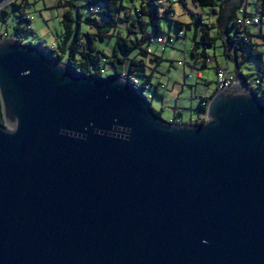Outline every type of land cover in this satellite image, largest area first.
<instances>
[{"label": "water", "instance_id": "water-1", "mask_svg": "<svg viewBox=\"0 0 264 264\" xmlns=\"http://www.w3.org/2000/svg\"><path fill=\"white\" fill-rule=\"evenodd\" d=\"M0 102V264H264V100L247 84L174 122L126 77L9 36Z\"/></svg>", "mask_w": 264, "mask_h": 264}, {"label": "trees", "instance_id": "trees-1", "mask_svg": "<svg viewBox=\"0 0 264 264\" xmlns=\"http://www.w3.org/2000/svg\"><path fill=\"white\" fill-rule=\"evenodd\" d=\"M133 1V0H130ZM200 5H208L210 12H217L220 24L224 27L227 33V42L234 47V60L237 64L236 71L240 73L244 78L249 80V74L242 73L239 64L245 59L246 55L243 50L245 43L251 45V39L249 37V31L247 25L239 23L237 21L240 7L244 8L245 15H254L248 12L246 7L242 5L240 0H223L217 3L216 0H193ZM11 3L17 10H20L23 3H27L26 0L15 1ZM66 4L70 7L64 10L62 13V25L63 30L59 39L56 41L55 47L50 45L32 44L39 47L46 55L62 60L74 65L78 71L91 73L96 76H107L112 74L122 75L131 81L130 77L135 76V73L144 71V62L141 56L148 53L146 46H143V42L151 41V37L158 34L160 31V19L161 17H172L171 13L174 12L172 5L167 6L164 9L163 15L159 8L158 0H139V4L134 6V11L130 10L131 7L124 3L123 0H84L81 4H75L71 0H67ZM97 5L99 8L96 11H91L89 7ZM82 6L88 7V13L83 14ZM73 7V8H72ZM4 7L0 8V16L4 19L3 12ZM256 12L264 14V0H256ZM25 12H20L19 16L26 20V25L30 21L26 17ZM202 21V16L200 15ZM178 28L190 27L189 22H184L174 18ZM85 24V25H84ZM153 29L149 31L148 27ZM210 25L201 24L200 39H198L197 32L192 36L191 53L196 58H203L204 64L212 62V56L207 52L206 47L202 46L198 49L201 43L211 44L214 37L209 32ZM16 38L24 40V36L19 25L15 26ZM233 29L234 36L230 34V30ZM0 34V38H2ZM236 38L241 43L236 42ZM113 39L111 47L107 50L103 47L96 45L97 40L108 42ZM55 41V40H54ZM23 42V41H22ZM138 48V51L134 54L130 52L134 48ZM230 54V53H228ZM232 55V54H231ZM248 55H252L257 59L262 60V53L259 51L250 50ZM154 58L158 60V56L154 55ZM210 58V61H207ZM109 65L112 69L111 72L103 73V67ZM201 68H199L200 70ZM216 73V69H215ZM258 74L253 77L260 78L263 81V85L253 88V90L264 100V67L260 65ZM151 74L147 75L142 81H131L139 90H143L144 84L148 82H154L150 79ZM158 83L154 82L155 92ZM208 97H201L200 110L205 113L206 105H202V101H208ZM155 110V109H154ZM159 113L157 110H155ZM204 115L199 116L195 123L202 122ZM0 121L3 122L1 113L0 102Z\"/></svg>", "mask_w": 264, "mask_h": 264}, {"label": "rangeland", "instance_id": "rangeland-1", "mask_svg": "<svg viewBox=\"0 0 264 264\" xmlns=\"http://www.w3.org/2000/svg\"><path fill=\"white\" fill-rule=\"evenodd\" d=\"M11 1L12 0L1 6L5 8L3 12L5 18L3 19L2 16H0V34L3 35L2 37H15V26L19 25L20 28L24 27L21 33L24 36L23 42L25 43L39 45V42H41L42 44L51 45L53 40L57 41L59 39L63 30L62 13L70 7L66 4L67 0H26L27 3H23L20 10H17ZM15 1L19 2L22 0ZM71 1L75 4L84 2V0ZM123 1L131 7L130 10L132 13L134 11V6L139 4V0ZM222 1L223 0H216L217 3ZM158 2L162 15L167 6L173 5L178 11L179 17L189 22L190 27L178 28L174 20L175 17H161V29L154 37L158 35L165 40L164 42L151 40L142 43L143 46L150 49V52L141 56L144 62V71H137L135 77L138 82L142 81L149 74L152 75L153 80L161 79L162 83L167 86L161 88L163 92L172 87L173 80H177V82L182 85V89L178 88L177 98L175 95H172L169 101H167L168 97L162 100L160 97L154 95L153 98L148 100L152 107L157 110L163 118L169 114L171 116L173 115L170 106L174 101H177L183 106L182 120L187 121L191 117L194 118L197 116L195 106L197 105L200 92L209 95L213 90V68L210 66L203 69L201 68L200 70L203 71L204 75L200 78L196 75V72L199 70L198 65L195 67L189 66V64L195 61V57L190 52L193 34L196 31V37L200 39L201 24L210 25L209 32L214 37V40L211 44L201 43L198 49L205 46L207 52H209L212 57L215 56L219 63L230 70L237 69V64L233 57L234 47L227 42V33L219 22L218 13L210 12L208 5H200L193 0H158ZM245 3L243 2L242 5L245 7L247 5V11L251 12L250 14L257 15L259 21L247 25L248 30L251 32V45L247 43L243 45L246 57L240 62L239 68L242 73L249 74V79H253V77L258 74L257 72L260 70V65L264 67V14L256 12V0H248V2ZM21 11L26 14L30 13L34 16L32 20L28 21V25H26V20L19 16ZM82 12L83 14L88 13V7L82 6ZM200 15L203 18L202 21ZM238 15H240V13H238ZM148 29L152 31L153 28L149 26ZM230 34L234 36L235 33L233 29L230 30ZM236 42L241 43L237 38ZM112 43L113 39L108 42L101 40L96 41L97 46L103 47L106 50L111 47ZM250 50L261 52L262 60L260 61V59L248 55ZM137 51L138 48L136 47L130 54H134ZM154 55H157L159 59L156 60ZM61 61H65V59L63 58ZM111 71L112 69L109 65L103 67L104 74ZM205 80H211L209 85L205 84ZM195 94L197 95L195 96ZM192 100L193 104L190 107V102ZM204 114L205 113L201 111L199 115L203 116ZM9 126L8 124V127Z\"/></svg>", "mask_w": 264, "mask_h": 264}, {"label": "built area", "instance_id": "built-area-1", "mask_svg": "<svg viewBox=\"0 0 264 264\" xmlns=\"http://www.w3.org/2000/svg\"><path fill=\"white\" fill-rule=\"evenodd\" d=\"M98 8L99 7L97 5L89 7L91 11H96ZM239 13L240 15L237 19L239 23L248 25L250 23H256L259 21V17L257 15H245L243 7H240ZM171 15L174 16V13L172 12ZM26 17L29 20H32L34 16L30 13H27ZM151 40H155L157 42H164L165 39L157 35L155 37L152 36ZM21 41H23L22 38H21ZM55 45H56V41L53 40L50 46L55 47ZM147 51L150 52V49L147 48ZM207 61H210V58H207ZM130 79L133 82L137 81L135 76H131ZM244 83L247 84L252 89L260 85H263V81L260 78H254V79L247 80V78H244L242 75H240V73L236 71H228L223 67L216 68V73H215V85H216L215 89L216 90H221V89H225L230 86H233V85H239V84H244ZM157 85L160 88L165 87L164 83H158ZM153 90H154V82H148L144 84V88L142 92L144 93L147 99H150L153 95ZM207 102L208 101L203 100L202 105H206Z\"/></svg>", "mask_w": 264, "mask_h": 264}, {"label": "crops", "instance_id": "crops-1", "mask_svg": "<svg viewBox=\"0 0 264 264\" xmlns=\"http://www.w3.org/2000/svg\"><path fill=\"white\" fill-rule=\"evenodd\" d=\"M241 1V3H245V2H248V0H240ZM246 4V3H245ZM246 7H247V5H246ZM172 8L174 9V12H175V14H174V17L176 18V19H178V20H181V21H184V22H186L185 20H182L180 17H179V14H178V11L176 10V8L172 5ZM248 8V7H247ZM246 8V9H247ZM248 10V9H247ZM201 15H202V13H201ZM247 30H248V28H247ZM249 31V30H248ZM249 37H250V39H251V32L249 31ZM190 52H191V47H190ZM192 54V53H191ZM193 55V54H192ZM159 59V58H158ZM199 63V64H198ZM196 65H198V67L199 68H206V67H208V66H210V67H212L213 68V78H212V81H213V90L211 91V94H213L214 92H215V88H216V85H215V69H216V66H223L221 63H219L217 60H216V58H215V56L214 57H212V62L211 63H209V64H204V62H203V58H196L195 57V61L192 63V64H189V66H191V67H195ZM224 67V66H223ZM228 70H230L229 68H227ZM196 75L198 76V77H200V78H202L203 77V75H204V73H203V71L202 70H198L197 72H196ZM150 79L152 80V81H154V82H162V80L161 79H157V80H153V78H152V75L150 76ZM210 81L211 80H205V84H208L209 85V83H210ZM166 86V85H165ZM167 87V86H166ZM178 88H180V89H182V85L180 84V83H178L177 82V80H173V84H172V87L170 88V89H166L164 92H163V90L159 87V86H157L156 87V89H155V92L153 93V95H152V97L151 98H153L154 97V95L155 96H158V97H160L162 100H163V98H167L168 97V100L167 101H169V99L171 98V96L172 95H175L176 96V98H177V96H178ZM208 88H209V86H208ZM211 94H209V95H211ZM197 94H195V96H196ZM209 95H205L203 92H200V94L198 95V97H199V99H198V102H197V105L195 106V109H196V112H197V116H195L194 118H190L189 120H182L183 118H182V105L181 104H179L177 101H174L173 102V104H171V106H170V108L172 109V112H173V115L171 116L170 114L168 115V116H166V117H164V118H166V119H168V120H170V121H174V122H189V123H194L195 122V120L200 116L199 114H200V112H201V110H200V104H201V97H208ZM150 98V99H151ZM167 103H171V102H167ZM193 104V100L190 102V107H191V105ZM160 114V113H159Z\"/></svg>", "mask_w": 264, "mask_h": 264}]
</instances>
